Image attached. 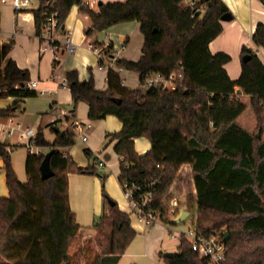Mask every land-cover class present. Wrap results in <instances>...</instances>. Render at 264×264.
I'll use <instances>...</instances> for the list:
<instances>
[{
	"label": "trees",
	"instance_id": "16d2710c",
	"mask_svg": "<svg viewBox=\"0 0 264 264\" xmlns=\"http://www.w3.org/2000/svg\"><path fill=\"white\" fill-rule=\"evenodd\" d=\"M186 1L125 0L100 3L93 10L85 0H38L39 6L32 12L37 35L48 10L57 13L61 30L74 5L89 18V36L119 23H139L142 56L136 62H114L120 69L138 73L139 87L122 85L121 74L111 68L105 90L97 89L92 77L79 81L75 70L66 71L73 108L83 102L89 120L114 115L121 122V129L110 140L118 157L121 187L130 181L156 180L149 208L162 212L163 221L174 224L161 202L178 169L189 166L193 182V209L189 210L196 215L198 233L209 237L217 232L223 241L226 254L221 264H264V142L260 137L264 64L255 51L244 46L240 74L230 79L224 66L231 57L209 50V43L222 31L220 18L229 12L227 7L221 0ZM259 1L264 5V0ZM251 40L264 50L262 23L257 24ZM7 51L8 46L0 44V99L13 97L16 101L0 108L3 118L12 116L24 98L37 95L25 86L30 81L28 71L6 60ZM245 55L247 61L242 60ZM178 69L182 76L174 90L140 86L145 76H167ZM236 87L249 97L259 137L237 122L247 105L238 98ZM73 112L67 119L73 118ZM49 129L52 140L45 138L41 128L34 137L36 146L47 149L45 153L53 150L49 159L53 176L46 180L39 172L45 153L27 156L26 180L22 182L12 168L7 145L0 142L8 188V196L0 197V264H72L70 249L80 227L70 208L68 176L96 175L102 182L106 177L94 164L79 167L65 153L75 143L73 131L51 125ZM139 137L150 142L143 155L134 150V139ZM102 199L104 210L92 227L102 232L108 224L109 250L87 264H115L135 236L129 214L119 210L103 187ZM109 200L114 203L108 204ZM161 258L164 264H205L184 236L171 258L163 254Z\"/></svg>",
	"mask_w": 264,
	"mask_h": 264
},
{
	"label": "crops",
	"instance_id": "0c3cea01",
	"mask_svg": "<svg viewBox=\"0 0 264 264\" xmlns=\"http://www.w3.org/2000/svg\"><path fill=\"white\" fill-rule=\"evenodd\" d=\"M10 1L7 0L0 6V44L8 46L6 60H13L18 68L28 71L29 80L38 83L36 89L51 92L50 97L36 95L35 97L24 98L20 107L12 115L13 121L22 128L30 126L34 132L41 128L45 138L52 140L54 136L50 132L49 123L53 117L56 118L57 116L50 112L52 102L58 104L59 108L68 113L74 111L73 118L91 126L86 132V141L82 142L79 137H76L75 143L66 148L65 153L79 167L93 165L95 154H99L104 167L110 170L102 173L106 175L103 182L96 175L70 173L68 176L70 208L75 213L77 224L80 227L77 238H82L95 232L92 227L93 222L104 210L102 187L108 197L118 205L119 210L127 213L122 188L117 181L118 157L113 150L114 142H110L111 134L118 132L122 124L114 115H107L96 121L89 120L88 106L79 102L74 109L68 85L60 86L59 82L65 79L66 71L75 70L79 81H87L92 77L95 87L99 90H105L109 69H99L98 58L87 45H109L110 55L108 59H104V62L110 64V68L119 72L122 77V72H128V70L116 67L111 57L112 54L116 60L138 61L142 56L143 35L139 30V23L131 21L119 23L89 36L87 34L91 28L89 18L80 13L78 6L74 5L70 9L57 39L62 40L65 36H69L76 46L75 51L70 54L63 49V46H60L56 51L47 49L42 52L43 44L39 35L36 34L32 12L38 8V2L32 5L31 0L30 4L23 8V11L15 12ZM123 1L125 0H85L93 10H96L99 2ZM221 1L232 17L230 21H221L222 31L209 43V50L212 54L223 52L231 57L224 68L230 79L234 80L240 74L242 47L245 46L255 51L264 64L263 48L256 47L251 40L257 24L262 23L264 25V5L259 0ZM122 80L125 86L126 77L123 76ZM135 82H139V75L135 78ZM235 93L247 105V109L252 111L249 106V97L244 95L238 87L235 88ZM15 101L16 99L13 97L0 99V108L5 109ZM1 118L3 119V117ZM253 118H255L254 114ZM2 121L5 122V120ZM239 125L246 129L243 124ZM246 130L248 131V129ZM14 137L17 138L16 141L6 139L5 142H0L7 145L6 150L10 154L12 168L18 180L24 182L26 180L25 162L28 154L23 147L25 141L17 136ZM262 141L264 142V140ZM149 149L150 142L146 138L134 139V150L138 155L145 154ZM46 151V148H42L43 153ZM3 166L4 163L0 157V197L8 196ZM130 226L135 231V236L115 264H164L163 260L158 258V250L160 247L169 248L168 244L171 243V240L167 237L168 235L166 236L167 232L161 234L159 244H147L150 237L149 232H157L152 229L154 226L146 227L132 215H130ZM172 241L174 240L172 239ZM166 252L174 253L171 249L166 250Z\"/></svg>",
	"mask_w": 264,
	"mask_h": 264
},
{
	"label": "built area",
	"instance_id": "2783aa9c",
	"mask_svg": "<svg viewBox=\"0 0 264 264\" xmlns=\"http://www.w3.org/2000/svg\"><path fill=\"white\" fill-rule=\"evenodd\" d=\"M7 0H0V6L6 3ZM31 0H11L10 3L15 12L23 11V8L29 5ZM194 1L190 2V5H193ZM43 29L39 35L42 40L41 51L45 52L47 49L56 51L60 46H63V49L67 53H73L75 51V44L71 41L69 36H65L62 40H58L57 36L61 32L59 29V21L57 18V13L49 12L44 18ZM87 47L95 54L98 58L99 69H110V64L104 62L105 57L108 58L107 50L109 45L105 46H96L93 44H88ZM112 54V53H111ZM112 60L115 62L116 58L112 54ZM182 76V70L178 69L176 72L170 73L167 76L162 75L161 73H153L148 76H145L141 81L140 86L143 89L148 88H160L162 90L170 89L174 90L177 87V82ZM37 81H28L25 86L28 90H33L37 95H50L51 92L48 90H39L36 89ZM139 84V82H138ZM60 86H66V80L63 79L59 82ZM123 85V80H122ZM50 112L57 115L56 118L53 117L49 125L56 126L61 130L69 129L74 132L75 137H79L82 142H85L87 139L86 132L90 129V124H83L75 118L67 119L70 116V113L59 108L58 104L52 102ZM2 120H5L3 122ZM0 133H4L7 137L12 138L17 136L18 138L25 141L23 147L25 148L28 155H41L42 148L36 146L34 143V137L36 132L31 128H22L18 123L13 121L12 116L5 118L0 117ZM95 167H104V163L100 160L99 154H95ZM156 180L148 182H136L130 181L124 183L121 187L123 192V197L127 205V214L134 216L140 222H142L146 227H150L155 223H166L162 219V212L153 210L149 208V205L153 201V192L156 186ZM179 193V186L177 183L171 184L167 193L163 197L161 204L165 208V214L169 217V220L174 222L180 214L184 211L188 215L184 218L182 223L189 218V208L188 201L186 199L181 200L177 193ZM191 218V217H190ZM177 224V223H176ZM167 235L172 238L177 243L179 242L181 236H184L188 239L191 249L197 253L199 259H201L205 264H221L224 261L226 254V247L223 241L219 238L217 232H214L209 237H205L202 234L197 232L195 221L193 217L188 224L186 231H171L167 229ZM203 264V263H202Z\"/></svg>",
	"mask_w": 264,
	"mask_h": 264
},
{
	"label": "rangeland",
	"instance_id": "374dc122",
	"mask_svg": "<svg viewBox=\"0 0 264 264\" xmlns=\"http://www.w3.org/2000/svg\"><path fill=\"white\" fill-rule=\"evenodd\" d=\"M37 2H38L37 0H32L31 4L35 5ZM186 3H189V0L186 1ZM106 58L107 57H105V59ZM123 76L126 77L125 86L127 88L134 89V88L139 87V84L135 82V78H137L138 73L136 74L135 72L133 71L130 72L128 70V72H125V71L122 72V77ZM44 96L50 97L47 94ZM263 116H264V113H263ZM238 120L240 122L239 124H243V126L246 129H248V131L256 132V134L259 132V130H257V121L255 118H253L252 111L249 108L245 110L243 114H241ZM24 128H30V126L28 127L24 126ZM261 130H262V133L260 137H261V140H264V123H263V127L261 128ZM6 139H9V140L12 139V141H16L17 138L16 137L8 138L4 133H0V141L5 142ZM114 167L117 168V166H114ZM98 170L101 175L103 172L110 171L108 168H105V167H100ZM173 183L174 184L177 183V185L179 186V193L176 192L177 196L181 200L186 199V201H189L190 202V203L188 202L189 209L192 210L193 209V193H192L193 192V182H192V174H191L189 166L183 165L178 169L177 174L172 184ZM190 217L191 218L193 217L194 219L195 214L190 212L189 218H187L184 223L182 222L177 223V224L176 223L174 224L155 223L154 225L150 226V228L154 226V228L152 229L157 232L156 233L149 232L150 237L148 238L147 244H150V243H154L156 245L159 244V240L161 239V234L163 233L165 234L167 232V229H170L171 231H186L188 224L190 223V220H191ZM94 230L95 232L91 233V235H88L82 238L79 237L74 241L70 249V255L72 256L71 257L72 264H87L91 262L95 256L100 255L101 257H104V255H106V253L108 252L109 234H110V229H109L108 224L105 225V228L102 232L97 229H94ZM161 230H162V233H161ZM221 230L226 231V226H222ZM166 236H167V233H166ZM167 237L169 238V240H171V243L168 244L169 248L167 249L165 247L159 248L160 250V251L158 250L159 259H162L161 254H164L166 250L171 249L174 252H176L177 250L178 243L176 241H172V238H170L169 236Z\"/></svg>",
	"mask_w": 264,
	"mask_h": 264
},
{
	"label": "water",
	"instance_id": "95a60500",
	"mask_svg": "<svg viewBox=\"0 0 264 264\" xmlns=\"http://www.w3.org/2000/svg\"><path fill=\"white\" fill-rule=\"evenodd\" d=\"M99 4H100V2L97 5H99ZM231 17L232 16L230 15V13L227 12V13H225V14H223L221 16L220 20L221 21H230ZM248 59H249L248 55H245V56L242 57L243 61H247ZM256 136L259 137V132L256 134ZM52 153H53V150H50L47 153H45L44 156H43V159L41 161V164L39 166L40 177L43 180H46V179H48V178L53 176V171L51 170L50 164H49V159H50V156H51ZM113 203L114 202H112L110 200L108 201V204H110V205H112ZM187 215H188V213L186 211L182 212L180 214V216L177 219L174 220V223L182 222ZM163 255L165 257H167V258H171L173 256V253L166 252Z\"/></svg>",
	"mask_w": 264,
	"mask_h": 264
}]
</instances>
